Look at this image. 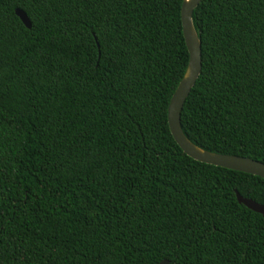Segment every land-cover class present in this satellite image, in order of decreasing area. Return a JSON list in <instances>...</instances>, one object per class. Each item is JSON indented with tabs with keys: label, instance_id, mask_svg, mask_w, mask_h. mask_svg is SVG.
<instances>
[{
	"label": "trees",
	"instance_id": "1",
	"mask_svg": "<svg viewBox=\"0 0 264 264\" xmlns=\"http://www.w3.org/2000/svg\"><path fill=\"white\" fill-rule=\"evenodd\" d=\"M181 2L0 0V264H264V217L233 193L264 205V180L167 124ZM191 23L183 133L264 163V0H200Z\"/></svg>",
	"mask_w": 264,
	"mask_h": 264
},
{
	"label": "water",
	"instance_id": "2",
	"mask_svg": "<svg viewBox=\"0 0 264 264\" xmlns=\"http://www.w3.org/2000/svg\"><path fill=\"white\" fill-rule=\"evenodd\" d=\"M199 1L200 0H182L180 4V24L182 26L189 58L186 71L168 100L166 107L167 124L169 125L170 132L177 144L185 154L194 160L249 173L264 180V163L245 156L220 154L203 150L193 144L185 136L181 124L179 123V114L183 102L201 71V42L191 23L192 11ZM14 15L26 29H29L28 19L22 11L15 9ZM233 193L239 204H242L247 209L264 217V205L257 204L249 198L242 197L236 190H233ZM159 264H168V262L162 261Z\"/></svg>",
	"mask_w": 264,
	"mask_h": 264
}]
</instances>
